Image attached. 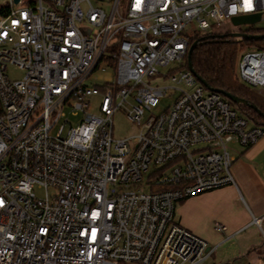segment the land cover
I'll list each match as a JSON object with an SVG mask.
<instances>
[{"label":"built area","instance_id":"1","mask_svg":"<svg viewBox=\"0 0 264 264\" xmlns=\"http://www.w3.org/2000/svg\"><path fill=\"white\" fill-rule=\"evenodd\" d=\"M249 14L263 20L264 0H10L0 9V264H206L214 248L176 220L177 204L235 183L229 144H255L264 125L189 69L188 28ZM176 62L185 68L162 71ZM237 73L264 93V49L243 50ZM96 75L106 84L87 83ZM170 89L168 109L143 119ZM120 111L137 128L121 138Z\"/></svg>","mask_w":264,"mask_h":264},{"label":"crops","instance_id":"2","mask_svg":"<svg viewBox=\"0 0 264 264\" xmlns=\"http://www.w3.org/2000/svg\"><path fill=\"white\" fill-rule=\"evenodd\" d=\"M233 145L235 183L186 199L179 221L214 248L206 264H264V135L249 147Z\"/></svg>","mask_w":264,"mask_h":264},{"label":"trees","instance_id":"3","mask_svg":"<svg viewBox=\"0 0 264 264\" xmlns=\"http://www.w3.org/2000/svg\"><path fill=\"white\" fill-rule=\"evenodd\" d=\"M245 32L263 34L264 29L251 28ZM195 41L198 43L192 55V63L196 73L211 87L245 98L250 103L256 104L264 113V93H260L242 83L237 73L239 57L244 45L253 47L260 40H236L229 34L201 35L199 31H195L194 34H189L190 45ZM238 106L243 114L257 124L264 125V116L257 110L244 104ZM160 189H164V187H160Z\"/></svg>","mask_w":264,"mask_h":264},{"label":"rangeland","instance_id":"4","mask_svg":"<svg viewBox=\"0 0 264 264\" xmlns=\"http://www.w3.org/2000/svg\"><path fill=\"white\" fill-rule=\"evenodd\" d=\"M9 1L10 0H0V9L4 6H8ZM195 27H196V24L194 22L190 23L188 30L191 33V35L194 34V28ZM251 28L252 29H264V19L260 20L259 22L254 23V24L242 23V24H238V25L233 24L231 20H228L221 25H214L212 28H210L206 31H199V32L201 35H207V34H217V35L223 34V35H225V34H229L231 36V34L234 32H245ZM235 39L240 40L238 38H235ZM253 47L254 48H252V46L244 45L243 50H250V49H256V48L264 49V40L258 41L257 43L254 44ZM240 56H241V53H240ZM239 59H240V57H239ZM102 66H105V65L102 64ZM184 68L185 67H183L181 63L176 62V63L171 64L167 68L163 69L162 71L164 73H167L168 70L172 69L174 73H178L181 69H184ZM8 74L12 78H18V77L23 76V71L14 67V66H10L8 69ZM145 81L148 83H151L152 85H173V82L171 81V79L169 77H167V78L166 77L165 78L164 77H162V78L147 77L145 79ZM87 83L90 85H92V84L104 85V84H106V77L103 75H96V76H93V77L87 79ZM175 97H176L175 90L170 89L169 94L167 96L163 97V99L160 101V103L156 107H154L151 111L147 112L143 119H145L150 114L159 115V114L163 113L164 111H166L168 109L169 105L172 104ZM89 99L91 101L90 111L97 113L99 111L98 107H99V104L101 101V96L100 95H92ZM235 106L238 108L239 112L242 113L239 106L237 104H235ZM72 119L74 120L75 123H77L79 117H73L72 116ZM114 125H115V136L119 137V138L131 135L137 131L136 126L132 122L129 121V119L127 118L126 113L124 111H120L119 113L116 114V116L114 117ZM237 146H239V145H237ZM198 147H200V146H196L195 148H198ZM233 147H234V145L229 144L230 149ZM152 167H151V170H153ZM147 177H148V174H145V178H147ZM144 188L146 190H149V187H147L146 185H144ZM51 192H52V190H51ZM36 193L39 196H44V189L37 188ZM185 203H186V200L184 203L180 202L177 204L176 220L179 223H180V221H179L180 217L179 216L184 218V215L182 214V211L180 213V210H178V209H180V207L182 205H184ZM194 233L198 234L196 232H194ZM213 260H214L213 257L212 258L210 257L209 261H213ZM217 262H218V260H216V263ZM125 264H139V263H137V262H126Z\"/></svg>","mask_w":264,"mask_h":264},{"label":"water","instance_id":"5","mask_svg":"<svg viewBox=\"0 0 264 264\" xmlns=\"http://www.w3.org/2000/svg\"><path fill=\"white\" fill-rule=\"evenodd\" d=\"M16 2H18L19 0H15ZM261 20V17L259 14H249V15H238V16H233L231 18V21L233 24H242V23H249V24H254L256 22H259ZM232 37L234 38H242V39H246V40H263L264 39V33L263 34H249L247 32H234L231 34ZM197 41L193 42L190 47H189V51H188V58H187V62H188V67L189 69L196 75V77L199 79L200 82H202L209 90L212 91H216L219 92L223 95H225L226 97H228L233 103L239 105V104H244V105H248L251 106L252 108H254L255 110H257L261 115L264 116V113L258 108V106L254 103H250L247 99L242 98L236 94H233L231 92H227L221 89H215L213 87H211L200 75H198L193 67V63H192V55L193 52L197 46Z\"/></svg>","mask_w":264,"mask_h":264}]
</instances>
